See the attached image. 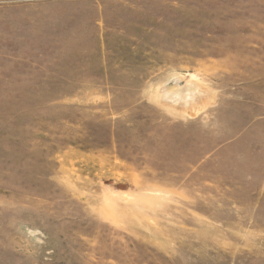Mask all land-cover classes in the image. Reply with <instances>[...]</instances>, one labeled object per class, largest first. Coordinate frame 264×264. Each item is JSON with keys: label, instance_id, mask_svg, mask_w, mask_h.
I'll return each mask as SVG.
<instances>
[{"label": "rangeland", "instance_id": "374dc122", "mask_svg": "<svg viewBox=\"0 0 264 264\" xmlns=\"http://www.w3.org/2000/svg\"><path fill=\"white\" fill-rule=\"evenodd\" d=\"M0 264H264V0H0Z\"/></svg>", "mask_w": 264, "mask_h": 264}]
</instances>
